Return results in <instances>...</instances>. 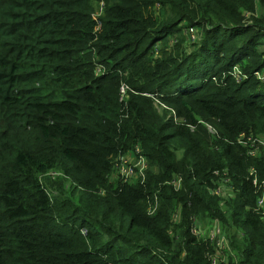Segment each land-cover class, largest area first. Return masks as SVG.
Returning <instances> with one entry per match:
<instances>
[{
  "label": "trees",
  "instance_id": "16d2710c",
  "mask_svg": "<svg viewBox=\"0 0 264 264\" xmlns=\"http://www.w3.org/2000/svg\"><path fill=\"white\" fill-rule=\"evenodd\" d=\"M258 1L0 0V264H212L201 219L218 264H264ZM137 148L143 182L115 180Z\"/></svg>",
  "mask_w": 264,
  "mask_h": 264
},
{
  "label": "built area",
  "instance_id": "2783aa9c",
  "mask_svg": "<svg viewBox=\"0 0 264 264\" xmlns=\"http://www.w3.org/2000/svg\"><path fill=\"white\" fill-rule=\"evenodd\" d=\"M231 74H232L234 80L236 81V83H240L243 80L248 79V76L243 74L238 69L237 66L232 69ZM254 76L257 77V79H259V81L264 83V75L263 74L261 75L260 73L256 72V73H254ZM127 90H128V87L122 84L121 88H120V101L127 99V93H126ZM156 102H158V101H156ZM159 104L163 105L161 103H159ZM163 107L171 112L170 116L175 117V113L171 108H168L165 105H163ZM237 140L239 143L240 138H238ZM136 154H137V158H134L132 161L127 158L128 155L119 156L115 161V169L117 171L118 178H119L120 182H122L123 184L130 183L131 180L136 179V178H140L141 182H143V180H144L145 171L147 170L148 165L146 163V160L140 155L138 148L136 149ZM250 154L254 155V151H250ZM255 174H256L255 171L251 170L250 176H251L252 184L254 187L257 186V178H256ZM180 183H181V180L178 179L177 181L174 182V186L176 188H179ZM259 191H261L262 194H261V197L257 201L255 210L260 214L261 219L264 221V183H261V186L257 192H259ZM149 213L151 214V211ZM217 227H218V225H217ZM217 232H218L219 238L217 239L216 242H217V246L220 250V255H214V256L210 257L212 264H217L218 261L224 262L222 260L224 257V252L225 251L230 252L229 246L227 244V241H226L223 233L221 232V229H216V233ZM191 233L193 235L198 236L199 235L198 227L192 228Z\"/></svg>",
  "mask_w": 264,
  "mask_h": 264
},
{
  "label": "rangeland",
  "instance_id": "374dc122",
  "mask_svg": "<svg viewBox=\"0 0 264 264\" xmlns=\"http://www.w3.org/2000/svg\"><path fill=\"white\" fill-rule=\"evenodd\" d=\"M255 5H256V16H257V13L260 12V4H259V1L258 0H255ZM97 13H99V12H97ZM156 15H157V11H156ZM249 17H250V14H243V22L245 24H249L251 22V20L249 19ZM191 35H192V39H194L193 42H195V43H199L203 39L202 30L201 29L192 28L191 29ZM223 38H227V37L224 36ZM258 41H259V43H263L264 44V34H261L260 35V37L258 38ZM263 48L264 47H258L257 49L258 50H261ZM260 74L261 75L262 74L264 75V72H260ZM253 77L254 78H257L255 76H253ZM194 80H197L198 81V79H194ZM216 83H218V81ZM221 85L222 86L225 85L224 82ZM263 90H264V84H263ZM155 100L156 101H159L157 99H155ZM152 101H153L154 107L157 109V111L160 114H163V115H165L167 117V114H169V110L165 109L163 107V105H159L158 102H156L154 100H152ZM206 129H207L208 133L214 134V132H213L214 129H212V127L207 126ZM257 139H258V141L264 142V140H263V138L261 136L259 138H257ZM127 158L132 161L135 158V156L129 154ZM216 175H218V173H216ZM117 176H118L117 175V171L114 168V172L112 174V177L115 180H117ZM138 180H139L138 178L133 179V180L130 181V184L136 183ZM226 183H227V180L223 176V178H220L219 181H217V182H215L213 184V188H210L209 189L210 195L212 197H216L217 199H219L220 204H223V203L227 202L229 200V197H231V195H232V189H230L229 186H228V184H226ZM151 207H152V210H150V211H151V214H152L153 212H155L157 210L158 202L156 201L155 205L154 206H151ZM197 220H199V219H197ZM174 221H176V219H174ZM199 221H200V223L202 225H204L202 227L205 228V230L203 232V235H202V240H204V241L207 240V241H210L211 243L215 242L219 238L218 232L216 233V231H215L217 225H219V224L214 223V222H209L208 220H205V219H201ZM223 231L225 232L224 229H223ZM226 258H227V254L224 253V257H223L222 260L223 261H226ZM218 263H220V261H218L217 264Z\"/></svg>",
  "mask_w": 264,
  "mask_h": 264
},
{
  "label": "clouds",
  "instance_id": "9594fccd",
  "mask_svg": "<svg viewBox=\"0 0 264 264\" xmlns=\"http://www.w3.org/2000/svg\"><path fill=\"white\" fill-rule=\"evenodd\" d=\"M251 23V22H250ZM232 72V71H231ZM254 73H256V72H253V74H252V76H254ZM258 73H260V72H258ZM224 76V75H223ZM222 76V77H223ZM257 79V78H256ZM247 79H245V80H243L242 82H244V81H246ZM258 81H259V79H257ZM214 82H216V80H214ZM242 82H240V83H242ZM261 82V81H260ZM235 83H236V81H235ZM240 83H236V84H240ZM262 83V82H261ZM262 84H264V83H262ZM147 95V94H146ZM147 96H152L153 97V100L155 101V99H157V96H155V95H147ZM263 97H264V90L262 91V93H256L255 95H254V99H263ZM155 98V99H154ZM158 100V99H157ZM159 102V101H158ZM159 103H161V102H159ZM162 104V103H161ZM164 105V104H163ZM166 106V105H165ZM262 145L264 144V142H260ZM264 146V145H263ZM252 170V169H251ZM251 170H250V172H251ZM250 174V173H249ZM251 177V176H250ZM231 189V188H230ZM220 229H221V227H220ZM225 237V236H224ZM226 239V238H225Z\"/></svg>",
  "mask_w": 264,
  "mask_h": 264
}]
</instances>
